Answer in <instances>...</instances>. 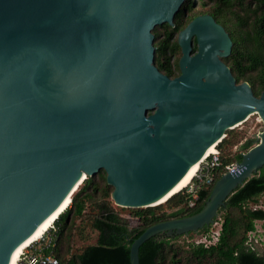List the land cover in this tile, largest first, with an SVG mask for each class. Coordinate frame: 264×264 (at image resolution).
Returning a JSON list of instances; mask_svg holds the SVG:
<instances>
[{
	"label": "water",
	"instance_id": "obj_1",
	"mask_svg": "<svg viewBox=\"0 0 264 264\" xmlns=\"http://www.w3.org/2000/svg\"><path fill=\"white\" fill-rule=\"evenodd\" d=\"M185 1L0 0V264L87 177L104 171L118 207H156L228 131L253 115L264 125V92L237 83L212 15L179 33L178 77L156 67L153 31L174 28ZM255 143L199 213L147 228L131 264L152 238L210 228L264 167V130Z\"/></svg>",
	"mask_w": 264,
	"mask_h": 264
},
{
	"label": "trees",
	"instance_id": "obj_2",
	"mask_svg": "<svg viewBox=\"0 0 264 264\" xmlns=\"http://www.w3.org/2000/svg\"><path fill=\"white\" fill-rule=\"evenodd\" d=\"M201 13L194 14L196 1L186 0L175 17V27H156L155 65L164 75L174 79L180 75L181 48L179 33L203 14L212 15L224 26L233 41L232 54L223 59L231 69L238 84L248 82L257 97L264 92V0H199ZM194 50H197L195 46ZM179 56V60L176 58ZM245 136L230 130L217 146L225 165L240 163L241 152L253 147V140H246L241 151L233 153ZM106 173L101 171L87 177L71 198V205L54 223L53 244L45 248L44 254H53L58 264H131L130 250L133 242L144 231L156 224L172 219L184 218L199 213L208 201L214 185L202 189L194 207H190L192 195L181 192L171 197L165 205L146 209H132L137 224L124 218L114 207ZM264 195V167L239 188L228 200L224 214L219 243L211 248L179 244L181 237L157 236L146 242L139 253L140 264H264V257L248 250V235L255 230L257 221H264L263 209H252L248 205L257 203ZM93 213L88 215V209ZM85 221L91 231L97 233L96 243L88 245L81 253L71 255L75 237L88 239ZM205 228L199 233H207ZM193 234H190L191 236ZM63 246L66 249L63 250Z\"/></svg>",
	"mask_w": 264,
	"mask_h": 264
},
{
	"label": "built area",
	"instance_id": "obj_3",
	"mask_svg": "<svg viewBox=\"0 0 264 264\" xmlns=\"http://www.w3.org/2000/svg\"><path fill=\"white\" fill-rule=\"evenodd\" d=\"M250 118H248V120ZM259 122H262L260 117ZM245 153L246 152H241L242 155ZM237 171L238 163L234 162L225 165L222 159L221 151L216 147L214 152L202 162L201 167L190 187L185 189L186 193L192 195L193 197V200L190 202V207H194L196 205L199 191L202 189H210L221 175L228 172L234 174ZM258 223H264V221L256 222L255 230L250 232L248 235L246 246L248 250L256 253L260 257H264V239H262L264 235H262V229L258 226ZM218 224L219 223L215 221L212 225L214 229L209 230L207 233H197L187 236V243L193 246H203L204 248L216 246L219 243L222 232V225L217 228ZM56 231L57 228L53 225L41 237V239L33 243L24 251L17 264H58V259L54 257L53 254H44L45 248H48L53 244V234L56 233ZM30 249H33V251H30Z\"/></svg>",
	"mask_w": 264,
	"mask_h": 264
},
{
	"label": "rangeland",
	"instance_id": "obj_4",
	"mask_svg": "<svg viewBox=\"0 0 264 264\" xmlns=\"http://www.w3.org/2000/svg\"><path fill=\"white\" fill-rule=\"evenodd\" d=\"M196 1V4L194 5V10H193V13L194 14H198V13H201L202 11H205V10H202L201 7H200V1L199 0H194ZM179 60V56L176 58V61ZM259 115H253L251 116V118L243 123L242 125L238 126L236 129H234V131L236 132H241L244 134L245 136V139L237 146V148H234L233 149V153H235L236 151H241L240 150V146L246 141V140H253V147L256 145V140H257V137L259 136L260 133L263 132L264 130V125L262 122H259ZM185 192L182 191V193ZM113 205L115 207V209L126 219H128L129 221H131V223L133 225H136L137 224V219L132 215L131 211L132 209H126V208H121V207H118L114 202H113ZM161 205H165L164 204H161ZM249 208H252V209H263L264 210V195H262L260 198H259V201L257 203H250L248 205ZM89 213L88 215H90L91 213H93V209L92 208H89L88 209ZM219 224L217 225V228H219L221 225H223V221H224V214L223 213H220V216L219 218L216 220ZM85 226H86V231H87V234L86 237L88 239L86 240H83L81 239L80 237L76 236L75 237V241L73 243V246H72V251H71V255L72 254H76V253H81V251L83 249H85L88 245H93L96 243V240H97V233L94 232V231H91V229L89 228L88 226V222L85 221ZM258 226L262 229H260L262 231V235H264V223H258ZM214 229L213 226L210 227V230ZM192 234H195V233H192ZM262 239H264V236L262 237ZM179 244H188L187 243V236H183L179 239L178 241ZM66 249V246H63V250ZM30 251H33V249H30Z\"/></svg>",
	"mask_w": 264,
	"mask_h": 264
},
{
	"label": "bare ground",
	"instance_id": "obj_5",
	"mask_svg": "<svg viewBox=\"0 0 264 264\" xmlns=\"http://www.w3.org/2000/svg\"><path fill=\"white\" fill-rule=\"evenodd\" d=\"M216 147H211L206 156L203 158V160L190 169V171L187 173V175L178 183V185L174 188V190L166 196L164 199H162L158 204H164L166 203L171 197L175 196L178 193H181L185 189H188L193 182L197 172L199 171L202 162L214 152ZM71 205V202L66 200L64 204L59 208V210L53 214L50 218H48L38 229L37 231L22 245H20L17 250L14 252L10 264H17L24 253V251L31 246L33 243L41 239V237L54 225V223L58 220L60 215L64 213L69 206Z\"/></svg>",
	"mask_w": 264,
	"mask_h": 264
}]
</instances>
